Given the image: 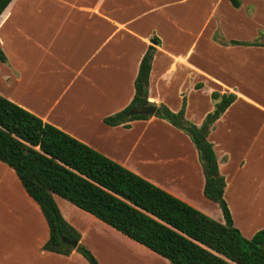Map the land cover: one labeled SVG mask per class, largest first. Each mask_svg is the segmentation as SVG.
<instances>
[{
  "label": "crops",
  "instance_id": "0c3cea01",
  "mask_svg": "<svg viewBox=\"0 0 264 264\" xmlns=\"http://www.w3.org/2000/svg\"><path fill=\"white\" fill-rule=\"evenodd\" d=\"M216 35V38H215ZM157 39V40H156ZM245 44H235L231 41ZM155 46L148 101L200 125L211 92L235 99L208 134L233 224L264 227V0H11L0 14V95L213 219L190 138L154 115L111 126L138 65ZM200 84V86H196ZM63 219L99 264H170L161 255L53 194ZM47 222L14 170L0 161V264H89L75 249L46 251Z\"/></svg>",
  "mask_w": 264,
  "mask_h": 264
},
{
  "label": "trees",
  "instance_id": "16d2710c",
  "mask_svg": "<svg viewBox=\"0 0 264 264\" xmlns=\"http://www.w3.org/2000/svg\"><path fill=\"white\" fill-rule=\"evenodd\" d=\"M10 1L0 0V14ZM229 1L235 7L241 2ZM154 52L155 46L148 45L138 65L130 103L105 116V124L129 127L133 119L148 118L128 116L127 112L131 107L154 105L148 101ZM0 61H6L1 48ZM211 98L214 108L200 125L185 118V101L176 112L160 104L154 116L190 138L204 175L203 194L218 204L224 222L0 95V161L14 170L47 222L49 236L42 249L64 255L75 249L89 264H99L79 241L78 231L61 216L53 198L57 194L166 258L170 264H264V227L247 238L234 226L223 198L225 179L219 172L213 144L208 140L214 122L233 102L235 94L212 91ZM63 237L76 241V246L65 244Z\"/></svg>",
  "mask_w": 264,
  "mask_h": 264
},
{
  "label": "water",
  "instance_id": "95a60500",
  "mask_svg": "<svg viewBox=\"0 0 264 264\" xmlns=\"http://www.w3.org/2000/svg\"><path fill=\"white\" fill-rule=\"evenodd\" d=\"M156 108L157 106L156 105H152V106H149V105H143L141 107H131L128 112H127V115L128 116H133V115H147V116H152L154 115L155 111H156ZM62 241L65 243V244H68V245H72V246H76L77 242L74 241V240H70L66 237H63L62 238Z\"/></svg>",
  "mask_w": 264,
  "mask_h": 264
},
{
  "label": "rangeland",
  "instance_id": "374dc122",
  "mask_svg": "<svg viewBox=\"0 0 264 264\" xmlns=\"http://www.w3.org/2000/svg\"><path fill=\"white\" fill-rule=\"evenodd\" d=\"M248 238V237H247Z\"/></svg>",
  "mask_w": 264,
  "mask_h": 264
}]
</instances>
